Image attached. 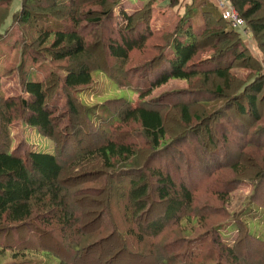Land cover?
<instances>
[{
	"label": "trees",
	"instance_id": "16d2710c",
	"mask_svg": "<svg viewBox=\"0 0 264 264\" xmlns=\"http://www.w3.org/2000/svg\"><path fill=\"white\" fill-rule=\"evenodd\" d=\"M125 1L21 0L12 13L14 0H0V37H13L14 26L19 31L7 58L15 70L27 74L21 81L23 97L7 96L0 82V234L6 235V242L0 241V256H10L9 264H86L88 249L108 244V256L127 253L149 264H264V236L253 228L264 222V201L246 204L242 214L227 209L228 191L238 179L233 176L255 169L254 164L243 154L221 161L220 153L212 150V165L203 172L206 165L200 162L192 180L187 145L167 131L166 107L146 99L171 80L207 82L211 76L214 89L225 94L232 88L233 70L246 62L260 75L237 85L233 103L241 115L253 116L264 132V110L258 107V101L264 103V79H259L264 62L251 52L244 30L252 32L264 56V0H230L244 29L224 19L211 0H147L117 15ZM160 2L178 10L176 20L164 29L152 26L153 10ZM115 15L123 26L109 24ZM86 25L99 28L101 35L86 32ZM28 32L35 38L31 43ZM95 42L103 44L105 66L94 65ZM36 43L37 51L29 47ZM207 51L211 53L204 57L215 63L197 66L194 59ZM34 53L40 56L38 63ZM137 53L147 60L133 65ZM32 61L38 68H31ZM148 64L158 68L141 76L144 68L150 69ZM100 73L116 89L100 99L123 101L113 114H104L80 97ZM205 93L212 97L211 91ZM191 105L181 101L175 106L180 131L189 130L207 113L192 115ZM129 122L140 125L142 134L135 139L123 132ZM13 123L37 130L52 142V151H38L28 140L16 145ZM208 128L207 141L199 132H190L200 147L203 141L215 143ZM245 140L264 150V141L252 143L247 136ZM228 142L226 137L221 141ZM215 169L232 176L209 193L214 201L203 200L198 190L207 180L195 182L198 176L217 173ZM259 171L255 178L262 177ZM154 200L164 204L161 216L150 217ZM225 228L235 231L230 241ZM25 230L37 243L21 235ZM41 256L49 261L35 260Z\"/></svg>",
	"mask_w": 264,
	"mask_h": 264
},
{
	"label": "rangeland",
	"instance_id": "374dc122",
	"mask_svg": "<svg viewBox=\"0 0 264 264\" xmlns=\"http://www.w3.org/2000/svg\"><path fill=\"white\" fill-rule=\"evenodd\" d=\"M147 0H126L124 2V5L122 7H119L116 10L117 15L120 14V11L122 9H127L134 11L137 8H140ZM217 1L215 0V4L217 5ZM126 3V4H125ZM21 4V0H14L12 10L11 12H16L19 10ZM182 11V10H181ZM2 12V11H1ZM0 12V14H1ZM117 15H115L114 19L109 22L111 26H115V22L120 23L122 26L124 25V21L122 18H116ZM178 16V10L172 9L169 7V5L166 2H160L154 7L153 10V20H152V26L154 25L155 28L164 29L167 27L171 22H174ZM264 18V15H262ZM261 17V16H260ZM17 19H15L16 21ZM42 22V19H40ZM11 16L6 21V26L10 23ZM49 23H51V20H47ZM264 22V19H263ZM33 23H36V21H33ZM19 26V25H18ZM17 26H14L11 28L13 32V37H0V82L3 85V91L6 93L7 96L11 97H18V96H25V93L23 92L21 81L25 79L26 73L23 71V73L19 70H15L13 68V61L7 56L10 54V52L14 49L12 46L16 42V37L18 36V32L16 29ZM87 27V25H86ZM85 31H91L90 28H86ZM242 29V28H241ZM244 29V27H243ZM245 30V35L248 36L247 38V45L250 48L253 55L259 60L264 62V56L263 52L261 51L259 47L258 41L253 36L252 32L249 30ZM92 31H97L100 35L99 28L93 29ZM97 33V34H98ZM29 40L28 43H31V40H34L35 38L29 34ZM264 40V39H263ZM90 43L93 42V39L90 38ZM103 43V42H102ZM29 47L33 50L40 49L39 46L36 44H29ZM103 44L94 43L92 46V51L95 54V58L97 61L94 62L96 64H100L105 66L106 62V54L103 50ZM18 48H16L17 50ZM41 51V50H40ZM40 52H37L39 54ZM211 53L210 51L199 53V56L195 58L197 66H206L207 64L215 63V59L212 61H207L204 56L206 54ZM6 56V57H5ZM36 62L40 59L39 55H35ZM142 56V53H137L134 58L132 59L133 65H138L145 60ZM14 60V59H13ZM90 62H93L94 60L89 59ZM33 62V61H32ZM30 63L31 68L35 69L38 68L36 62ZM29 63V61H27ZM38 63V62H37ZM246 62H241L234 70H233V81H232V88L229 90L225 89V94L228 96L226 97L225 94H220V92L216 91L214 87L212 86L214 82V77L211 76L209 81H205L203 78H196L193 81H187V80H171L167 84L162 85L158 88H155L153 92L147 97L146 99L150 103L156 102L158 104L163 103L166 107L165 109V115H166V128L169 132L171 137H175L184 140V145H187L188 150L185 152L187 153L183 155L190 158V163L192 162V180L196 177V170H198V165L200 162L202 164L206 165L203 172H205L209 167L212 165L209 157L210 151H216L215 153L219 152L218 156L221 158V161H226V156H230L228 160L234 161L237 158H240V154H243L244 157H247L249 161H246L252 166H254L255 169L249 168L245 173H241V175H236L233 177H236L238 179L234 180V189L232 191H228V194H231L228 201L227 209L230 213L237 212L238 214H242V211L246 204L252 202L253 200L255 202L264 201V150L255 149L256 146L250 145L248 143L249 140H245L246 136L248 138L252 139V143H258L260 140L264 141V132H262V129H258V122L251 116L248 115H241L237 109V106L234 105V99L237 98L234 94L237 88V85L241 83V81H244V83L249 82L252 80L255 76L259 73L256 72L253 68L247 66L245 64ZM254 64V63H253ZM149 65V64H148ZM154 64L152 66L149 65V68H144L143 74L141 76H147L149 73L154 72L158 67ZM262 76H260L259 79H264V64H262ZM40 66V65H39ZM255 67V65H253ZM42 68V67H40ZM141 68V67H140ZM22 73V74H21ZM260 75V74H259ZM109 78L103 73H100L99 76H95L94 85L90 89H85L83 92H81L83 95L81 100H83L88 105H96V109L100 110L104 114L110 113L113 114L117 112V106L120 104H123V101H119V103L111 102V101H104L102 98L103 95H110L114 94L116 89H113L109 87L108 84ZM220 84L223 82L218 81ZM205 91H211L212 97L210 98L209 94H206ZM208 95V97H206ZM238 98H241L238 97ZM261 98V96L259 97ZM262 99V98H261ZM181 101H189L192 103L190 106V109L192 111V115L197 113H205L207 117L211 119H206V115L203 118V120L199 123H193V125L189 126V130L183 131L179 130V110L175 109V106L180 104ZM102 102V103H101ZM258 107L261 111L264 110V103L261 104V101H258ZM264 102V99H263ZM111 106L110 111H106L105 107L106 105ZM168 113V114H167ZM233 119L235 124L233 123ZM211 122V123H210ZM15 124L11 128V134L12 138L16 145L21 144L22 142H25L28 140L34 149L38 151H52L53 144L48 139H45L37 130L28 128L27 126L23 125V123H13ZM209 125V132L210 135L215 137V143L208 145V143H205L204 141H207L206 138L207 132H206V126ZM238 125V126H237ZM128 128L124 129L123 132L127 133L126 136H129L131 139V135L134 136L133 139H135V135H141L142 133L139 123L137 122H129L126 125ZM197 131L199 132V135H201L203 141L204 147H200L197 141L194 140L197 139V136L194 135V132H192V136L190 135L191 131ZM88 133L93 134V132H90L88 130ZM135 133V134H134ZM141 133V134H139ZM179 134V135H178ZM233 134V135H232ZM259 136V137H257ZM137 137V136H136ZM229 138L230 142L225 143L223 145L221 141L223 138ZM199 140V139H198ZM242 141V142H241ZM261 141V142H262ZM218 148V150H216ZM174 154H177L176 151L173 152ZM254 153V154H253ZM227 154V155H225ZM230 154V155H229ZM189 155V156H188ZM255 155V156H254ZM225 159V160H224ZM179 163H181L179 161ZM260 170V171H259ZM217 173H210L207 177L198 176L196 179L197 181L195 184L199 183L206 179V183L203 187H201L198 191H200L199 196L203 200L214 201L210 196L209 193L215 192L218 187H220L223 183L225 184L226 178H230L231 176L228 175V173L222 172L224 175H221L219 170H214ZM263 172V175L261 178H255V174L257 172ZM96 172V171H93ZM95 174V173H94ZM228 175V176H227ZM235 175V173H233ZM255 178V179H254ZM152 206V212L150 217H158L161 216L164 213V204L154 200ZM253 207L249 209L250 211H253ZM229 223V222H228ZM227 224V223H226ZM255 231L258 232L259 235L264 236V222L260 226H253ZM225 235L228 239V241L232 240L235 237V231L233 229H224ZM21 235L24 238H27L28 240H31V242H36L32 235L30 233H27V231H21ZM6 235L0 234V241L6 242L5 237ZM26 239V242H27ZM4 240V241H3ZM37 243V242H36ZM108 244H103L96 249L93 250V248L88 249V251H91L90 254L86 255L85 259L86 264H149L146 261H139L135 259L133 256L129 254H123L119 253L116 256H108L106 252ZM1 248V246H0ZM24 254L27 255L25 252ZM11 257L7 255L0 256V263L1 264H9L11 261ZM35 260H41L42 263H44L46 260H48L46 257L41 256L39 258H36ZM49 261V260H48Z\"/></svg>",
	"mask_w": 264,
	"mask_h": 264
},
{
	"label": "built area",
	"instance_id": "2783aa9c",
	"mask_svg": "<svg viewBox=\"0 0 264 264\" xmlns=\"http://www.w3.org/2000/svg\"><path fill=\"white\" fill-rule=\"evenodd\" d=\"M218 8L222 11L223 18L230 21L236 28L245 26L244 20L240 17L238 11L231 5L230 0H218Z\"/></svg>",
	"mask_w": 264,
	"mask_h": 264
},
{
	"label": "crops",
	"instance_id": "0c3cea01",
	"mask_svg": "<svg viewBox=\"0 0 264 264\" xmlns=\"http://www.w3.org/2000/svg\"><path fill=\"white\" fill-rule=\"evenodd\" d=\"M211 1L215 3V0H211Z\"/></svg>",
	"mask_w": 264,
	"mask_h": 264
}]
</instances>
